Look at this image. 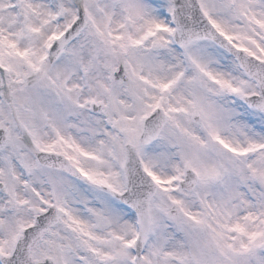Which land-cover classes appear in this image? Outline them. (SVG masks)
I'll list each match as a JSON object with an SVG mask.
<instances>
[{
	"label": "snow or ice",
	"instance_id": "6c2138e0",
	"mask_svg": "<svg viewBox=\"0 0 264 264\" xmlns=\"http://www.w3.org/2000/svg\"><path fill=\"white\" fill-rule=\"evenodd\" d=\"M0 264H264V0H0Z\"/></svg>",
	"mask_w": 264,
	"mask_h": 264
}]
</instances>
